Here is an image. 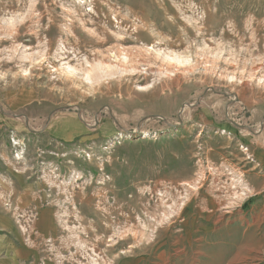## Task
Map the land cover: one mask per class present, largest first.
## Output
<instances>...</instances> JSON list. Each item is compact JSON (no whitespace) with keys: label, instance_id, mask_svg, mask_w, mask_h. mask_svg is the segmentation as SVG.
<instances>
[{"label":"rangeland","instance_id":"374dc122","mask_svg":"<svg viewBox=\"0 0 264 264\" xmlns=\"http://www.w3.org/2000/svg\"><path fill=\"white\" fill-rule=\"evenodd\" d=\"M241 91L264 0H0V264H264Z\"/></svg>","mask_w":264,"mask_h":264},{"label":"crops","instance_id":"0c3cea01","mask_svg":"<svg viewBox=\"0 0 264 264\" xmlns=\"http://www.w3.org/2000/svg\"><path fill=\"white\" fill-rule=\"evenodd\" d=\"M240 98L246 103V105L251 108L252 110L254 109V107H256L253 110V113L255 116H258L260 113H262L264 111V102L261 100L262 98H260V101H254L252 102L249 97H246L243 93V91H241L240 93ZM258 165L261 164L264 167V154H262L260 156V152H258V155L256 157ZM17 255V254H16Z\"/></svg>","mask_w":264,"mask_h":264}]
</instances>
